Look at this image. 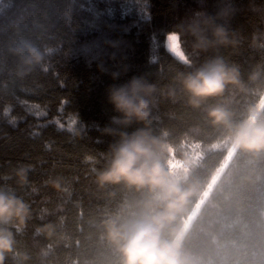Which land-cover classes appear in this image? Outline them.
I'll return each instance as SVG.
<instances>
[{
    "label": "clouds",
    "instance_id": "1",
    "mask_svg": "<svg viewBox=\"0 0 264 264\" xmlns=\"http://www.w3.org/2000/svg\"><path fill=\"white\" fill-rule=\"evenodd\" d=\"M227 15L223 9L195 10L174 26L168 50L183 70L166 85L141 74L108 87L117 115L102 130L111 140L94 182L132 196L94 222L104 258L84 264H264V68L252 71L246 82L240 67L220 54L240 44ZM250 45L264 48V32L253 33ZM52 52L46 44L13 41L8 71L24 81L49 67ZM234 92L250 97L239 111ZM160 98L203 112L204 125L218 134L206 141L200 125L178 137L169 130L157 133L153 111ZM30 170L17 167L19 186L28 183ZM49 183L64 191L62 178ZM31 214L14 188L0 186V264L14 253L16 234ZM54 231L51 224L37 230L49 237Z\"/></svg>",
    "mask_w": 264,
    "mask_h": 264
},
{
    "label": "trees",
    "instance_id": "2",
    "mask_svg": "<svg viewBox=\"0 0 264 264\" xmlns=\"http://www.w3.org/2000/svg\"><path fill=\"white\" fill-rule=\"evenodd\" d=\"M222 9L240 44L220 54L240 67L247 82L252 71L264 68V48L250 45L253 33L264 32V0H0V186L14 188L32 213L22 231L12 229L15 250L4 264L103 260L93 224L132 196L94 182L111 140L102 130L117 115L107 89L141 74L161 86L169 83L183 70L166 45L174 26L192 11ZM21 39L53 49L49 67L24 81L8 71L14 58L7 47ZM183 47L190 50V42ZM248 99L234 92L233 107L239 111ZM193 125L201 126L206 141L218 134L204 125L203 112L182 100L159 99L157 133L178 137ZM20 165L31 168L24 186L16 183ZM55 177L62 178L64 191L50 185ZM49 224L52 236L38 234Z\"/></svg>",
    "mask_w": 264,
    "mask_h": 264
},
{
    "label": "rangeland",
    "instance_id": "3",
    "mask_svg": "<svg viewBox=\"0 0 264 264\" xmlns=\"http://www.w3.org/2000/svg\"><path fill=\"white\" fill-rule=\"evenodd\" d=\"M169 41H175V37H173V36H170V35H168L167 36V43H166V45H167V48H168V42ZM171 47H172V49L174 50V51H176L177 50V45H176V43H172L171 44ZM181 53L179 52V51H177V55H180ZM231 156H232V153H230V155H229V160L231 159Z\"/></svg>",
    "mask_w": 264,
    "mask_h": 264
}]
</instances>
